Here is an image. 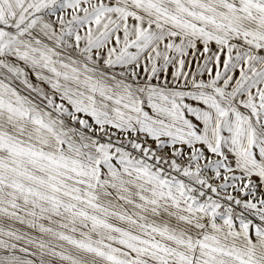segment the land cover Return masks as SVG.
Returning a JSON list of instances; mask_svg holds the SVG:
<instances>
[{
  "label": "snow or ice",
  "instance_id": "6c2138e0",
  "mask_svg": "<svg viewBox=\"0 0 264 264\" xmlns=\"http://www.w3.org/2000/svg\"><path fill=\"white\" fill-rule=\"evenodd\" d=\"M0 264H264V0H0Z\"/></svg>",
  "mask_w": 264,
  "mask_h": 264
}]
</instances>
